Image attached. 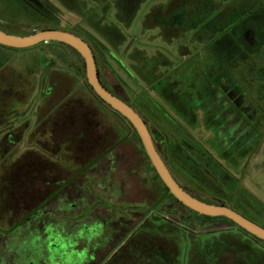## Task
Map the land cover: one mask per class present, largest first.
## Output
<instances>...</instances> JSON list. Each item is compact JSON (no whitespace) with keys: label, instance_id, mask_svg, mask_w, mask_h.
Instances as JSON below:
<instances>
[{"label":"rangeland","instance_id":"rangeland-1","mask_svg":"<svg viewBox=\"0 0 264 264\" xmlns=\"http://www.w3.org/2000/svg\"><path fill=\"white\" fill-rule=\"evenodd\" d=\"M250 3L252 11L264 10V0ZM185 4L190 2L0 0V30L28 36L43 28L65 32L67 29L90 36L92 41L85 42L92 54H97V47L102 53L103 64L97 66V71L103 86L130 105L142 102L149 113L146 117L141 115L145 121L161 122L168 118V113L179 118L187 137L184 141L221 164L238 185L242 196L235 209H245L243 214L264 228V89L258 88L257 80L244 75L239 64L225 71L242 88L245 105L253 111L251 118L247 113L242 115L247 123L245 133L250 137L233 140V132L223 121L218 122L221 116L203 105L205 98L200 88L207 81L205 73L213 59L201 36L195 37L185 29L189 14L184 13L185 7L182 9ZM78 56L55 42L20 50L0 46V240L12 242L16 237L23 238L22 231L27 236L33 232L29 225L18 226L26 213L21 217L15 205L37 195L44 196L43 188L64 189L74 196H83L88 204L93 201L100 212L102 200L117 198L120 205L114 206L116 215H126L133 207L146 212L145 216L152 211V220L141 233L156 237L146 242L141 237L146 244L141 249L150 251L151 243L167 250L170 246L178 264H264V252L259 245L247 241L252 249L246 247L247 238L240 237L241 232L204 219H196L194 227L189 220H183L182 216L187 218L188 214L174 202L177 216L169 215L168 225L159 220V216H166L163 210L168 207L164 206L171 202L162 185L154 180L155 171L142 154V145L132 128L90 93L86 79L82 78L84 64ZM261 59L264 62V53L260 62ZM252 64L250 61V68H257ZM71 68L79 69V74ZM217 69H221L220 62L211 66L212 79L220 78ZM75 113L90 119L82 118L75 127L70 126L69 117ZM221 127L226 128L222 138ZM159 130L167 137L163 129ZM163 142L166 140L159 143L161 150ZM39 177H44L43 181ZM178 179L206 203H216L190 178ZM222 191L230 193L228 187ZM73 195L63 200L73 199ZM51 201L49 205L55 204L54 198ZM158 203L161 207L157 214ZM56 216L55 220L62 222V214ZM190 216L195 220L193 214ZM175 225L178 227L174 229ZM228 242L236 246L226 247L214 256L203 253L205 246L209 250L220 249L219 245ZM16 248L19 252L22 246ZM24 257L17 254L14 261L22 264Z\"/></svg>","mask_w":264,"mask_h":264},{"label":"trees","instance_id":"trees-1","mask_svg":"<svg viewBox=\"0 0 264 264\" xmlns=\"http://www.w3.org/2000/svg\"><path fill=\"white\" fill-rule=\"evenodd\" d=\"M21 1H23L24 3H30L31 0H21ZM184 1L185 3L186 1L190 2V5L187 6L185 4V6H182V9L184 7L186 8L183 9L184 13L185 14L187 12L189 13L186 16L187 19H185L184 21V24H186L185 29L195 37H197V35L199 37L201 36L203 41L207 43L206 45L207 50L208 49L210 50L209 57L213 59L212 63L209 65L205 73V75L207 76V81H205L200 88L202 92V97L205 98V102L203 105L207 110H211L214 113H216L218 117L221 116L218 118V122L219 120L220 122L223 121L225 126L228 127V129L233 132L232 133L233 140H241L242 138L245 137L246 139H248L251 134L245 133V125L247 123H245L242 120L243 118L242 115L247 113L250 116L249 118H251L253 111L249 109L248 106L245 105V98H244L245 95L242 93V88L239 86V84L236 85L231 78V74L229 73L225 74V71L227 72L228 68H231L232 65L235 64L237 66L239 64V67L242 68V73L244 75H247L248 77L257 80L259 82L258 88L264 89V62L262 61V59L260 62V58L264 53V10L257 9L252 11L250 9V4H251L250 2L255 0H237L238 3L236 4L234 3V0H184ZM44 29H50V28H43V30ZM66 32L78 36L83 41L90 42L91 40L90 36H86L83 33H74L67 31V29ZM31 34H33L32 31L28 35ZM93 42L97 43V41H93ZM65 47L69 48L67 46ZM99 49L100 47H97L96 48L97 54L96 55L93 54L96 66L103 64V59L100 56L102 55V53L100 52ZM78 57L83 62L81 57L80 56ZM250 61L251 64L255 63L252 65H254L255 67L257 66V68H250L249 67L250 65H248ZM216 62H220L221 65L220 71L217 69V72L220 73L219 75L220 78L212 79L209 76L211 75L210 69L211 66L214 65V63ZM257 63H259V65H257ZM49 70L51 71L52 69L49 68ZM72 70L76 71V73L78 74L80 72L79 69L77 70L72 69ZM82 73H83L82 78L85 81L84 71H82ZM235 79L238 80L236 77ZM85 83L88 89L90 90L92 96L100 104L101 103L104 104L93 93L92 89L90 88V86L87 84L86 81ZM206 83H209V85L207 86ZM211 85L213 87H211ZM131 104L132 105L129 106L134 108V110L136 108L133 105L139 107L141 115H144L145 117L146 115H149V113H146V107L142 102L135 101L134 103L132 102ZM195 104L198 105L197 102ZM166 118L167 117H165V119L162 120L161 122L155 121L154 123L147 120L144 121V123L146 124L149 133L151 127L152 129L156 130L157 137L160 138V140H166V142L162 143L163 150L161 152V155L163 158L168 160V169L170 170L173 178L178 181L181 187L183 186L185 191L192 194L193 197L206 203V201L200 199L197 195L191 193L192 188L190 186H189L190 189H188L189 187L187 188L184 185V183H181L180 180L178 179L179 177L182 178L183 176L186 178H190L192 180V183L195 184V186H197L199 189L204 191L208 196L210 195L212 198H214L213 200H215L216 203H213V205L226 206L238 212L245 218H247L243 214L245 212V209L244 210L235 209V206L237 204H240V200H241L240 198L242 195L239 194L238 192L239 187L238 185L236 187V183L234 182L233 178L221 166V164H219L212 157L207 155V153L201 151L198 148H195L194 146L193 147L190 146L187 142L184 141L187 137L184 132V129L180 124L179 118H173L169 113H168V118L167 119ZM123 119L126 121V124H128V126L131 127V125L127 122V120L125 118ZM232 126H234V129L232 128ZM159 128L165 131L167 137H165L162 134ZM225 129H226L225 127L220 128L221 138L224 135L223 133L225 132ZM132 132L136 140L139 141L138 136L133 130V128H132ZM168 132H169V139H168ZM217 138H218V134H217ZM141 152L145 156V153L142 148H141ZM34 161L37 162V160L35 159ZM43 162H46V160L45 161L43 160ZM150 168L153 170L152 167ZM47 170L49 169L47 168ZM154 176L155 179L158 180V182L162 185L166 193V196L171 202V204H168V207L170 206L169 208H171V210L168 211V216L172 215L171 217H173V215L175 216L177 214V212L174 211L175 209H173L174 206L172 202H174L175 204L181 206V208H183L188 214L187 218H185V216H182L183 220L184 219L189 220L193 224V226L195 225V221H197L196 219H204L205 221H217L224 223L228 225L225 227H228L229 229H235L241 232L240 233L241 235L239 236L243 237L242 235H244L247 238L244 240L246 243L247 241H250L256 245H259L261 251L264 252V242L247 234L245 231L238 228L235 224H233L229 220L222 217L210 218L206 216H201L182 206L179 202L175 200V198H173L168 193V190L159 180L155 172H154ZM223 187H228L230 189L229 191L230 193L227 192L228 195L227 193L222 191ZM59 191L60 190L58 191L47 190L46 194L40 197L39 199L36 196L35 198L30 199L29 201L26 202L24 201L23 203L19 202L17 205H15L17 209L15 211L20 212L21 216L25 212L27 217L33 215L37 209H41V208L47 209L50 208L51 206L55 207L54 205H49V204L52 202L51 200L53 198L55 200L56 195L59 193ZM232 191L234 192L231 193ZM67 194H69V192H67ZM21 198L22 196L20 197V199ZM159 204L160 203L156 205V208L158 210L157 214L159 213L160 211L159 209L161 207V206L159 207ZM163 211L165 212V210ZM190 214L194 215L195 220L191 219L193 217L190 216ZM170 216L168 217V219H170ZM177 223H179V221ZM18 226H20V223H18ZM177 227L178 226L175 225L174 229ZM220 231H224V230H220ZM234 245L235 243L231 244V242H228L226 244L219 245L220 249L218 248L211 250H209L208 248L209 246H205L203 253L214 256L218 254L220 250H225L226 247L228 249L229 248L231 249ZM244 245L246 247H249V249H252L250 247L251 245L250 243ZM175 256L176 255L172 253V248L170 246L167 250L164 249V247H160L159 245H156L153 251H149V249L146 250L141 249L139 252V256L132 261L133 264H135L136 259L139 258L140 264H178V261L175 258Z\"/></svg>","mask_w":264,"mask_h":264},{"label":"flooded vegetation","instance_id":"flooded-vegetation-1","mask_svg":"<svg viewBox=\"0 0 264 264\" xmlns=\"http://www.w3.org/2000/svg\"><path fill=\"white\" fill-rule=\"evenodd\" d=\"M108 91L130 105L121 96L110 89ZM132 109L134 110V108ZM134 111L145 121L139 110ZM82 118L83 120L90 119L87 116L78 117L76 113L72 117L70 116V126L75 127L74 124L77 121H82ZM150 133L157 153L170 172L168 160L161 155L162 150L159 146L161 140L157 137L156 130L150 127ZM39 178L42 181L44 179V177L43 179ZM153 178L155 180V177ZM174 180L178 183L176 179ZM110 185L107 188L108 190ZM44 191H47V189L43 188L42 192L44 193ZM72 195V191L67 194L66 190L61 189L56 195L54 208L51 206L44 210L37 209L33 215L25 216L18 222L20 225H29L33 232H30L27 236L22 231L21 236L23 238L16 237V240L12 242L6 239L0 240V263L16 264L14 258L17 254H24L22 264H133L132 260L139 256L141 248L146 245L141 242V237L144 238V242L156 237L154 234L141 233V230L145 229L148 222L152 220V211L145 216L144 213L146 212L142 213L140 209L136 208V210L133 207L132 210L126 212V215L124 213L116 215L115 209L117 210V208L115 207L119 203H116L117 198L115 201L111 200L109 202L106 199L102 200L101 204L103 205L101 208H103V211L100 212L93 201L88 204L85 198L80 197V195H73V199L70 198L68 201L63 200L66 196L71 197ZM40 197L42 196L40 195ZM40 197L37 195L38 199ZM78 198L79 201L76 200ZM115 204L117 205L115 206ZM166 206L168 207L167 204L164 207ZM110 207L114 209H110ZM168 208L164 212L166 216L158 217L161 222L167 225ZM169 209L171 210V208ZM60 213L63 216L62 222L55 220L57 219L56 214L60 215ZM14 229H17V227ZM34 231L37 232L34 233ZM160 243L162 244V242ZM19 245L22 246V249L18 252L16 247ZM156 245L157 243L155 245L151 243L149 245L150 251H153ZM139 260V258L136 259L137 264Z\"/></svg>","mask_w":264,"mask_h":264},{"label":"water","instance_id":"water-1","mask_svg":"<svg viewBox=\"0 0 264 264\" xmlns=\"http://www.w3.org/2000/svg\"><path fill=\"white\" fill-rule=\"evenodd\" d=\"M55 42L73 49L83 60L85 79L93 93L110 109L117 112L131 125L138 136L148 161L168 193L185 208L210 218L222 217L247 234L264 242V228L238 212L223 206L200 201L185 191L172 177L157 153L147 126L131 106L108 91L99 79L95 60L88 44L69 32L44 29L28 36H15L0 30V46L15 50L26 49L40 43Z\"/></svg>","mask_w":264,"mask_h":264}]
</instances>
